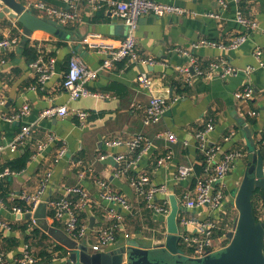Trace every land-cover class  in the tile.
I'll list each match as a JSON object with an SVG mask.
<instances>
[{
  "label": "crops",
  "instance_id": "0c3cea01",
  "mask_svg": "<svg viewBox=\"0 0 264 264\" xmlns=\"http://www.w3.org/2000/svg\"><path fill=\"white\" fill-rule=\"evenodd\" d=\"M20 1L39 17L50 20L54 19L44 10L35 8L34 4L43 3L55 9H70L65 0ZM155 1L176 5L189 15L141 17L135 32L136 51L142 57L156 59L158 63L148 66L122 61L115 63L111 69L101 70L97 80L91 82L88 89L103 97L70 101L63 84L72 54H79L90 69H99L105 61L104 55L80 44L82 38L96 33L119 44L128 35V25L113 17L105 6L94 11L87 0H81V20L74 26L64 28L69 34L65 40L40 31L33 34L30 38L32 42H43L45 50L56 59L55 74L44 87L37 85L32 63L23 52L24 42L12 51L0 53V147H5L0 150V168L19 158L21 151H27L24 149H28L30 153V160L23 171L0 179V218L10 228L0 227V250L5 253L9 262L13 263L21 257L28 246L39 259L37 264H67L68 252L65 258L57 257L58 254L51 260L40 256L41 246L33 243L38 242L39 238L26 241L28 236L33 235V230L38 228L35 221L27 216L29 213L17 214L12 208L13 203L18 202L21 209L22 206L26 209V203L13 199V196L23 192L35 193L48 173L51 177L41 195L42 203L62 199L69 195V189L78 186L86 189L91 196L93 203L85 212L84 219L88 228V247L96 243L97 233L106 228L113 229L116 238L115 243L107 250L125 245L129 240L146 247L163 243L167 236V216L149 209L146 199L137 195L131 181L138 174L146 173L150 177L149 187L166 186L168 197L175 194L179 201L182 200V195L195 187L197 177L206 173L197 175L195 171L197 166L202 165V158H205L199 150L195 135L209 122L214 124V130L209 135L212 145L219 144L222 151L241 149L246 153H243L245 156L236 163L225 180V199L218 210L212 213L208 207L198 210L183 207L179 220L183 217L204 220L212 215L219 218L221 223L227 216L229 224L226 233L233 227L237 211L233 209L232 203L248 155L246 128L250 129L257 149L264 132V67L261 66L264 65V32L249 31L247 42L237 50L224 51L208 46L191 49V46L203 39L229 44L234 37L243 34L245 30L237 22L238 12L257 21L264 29V0H243L240 3L224 0V5L220 0ZM102 11L106 13L105 17L98 16ZM17 33L26 38L23 27H19L16 19L0 17V40ZM177 48L191 49V56L202 69L212 62L224 59L239 69V72L227 79L218 76L195 77L191 83H186L178 69L189 66L190 60L176 52ZM257 50L262 51L260 59L256 57ZM250 68L252 71L249 75L246 71ZM144 73L153 79V91L169 99L165 111L169 114L164 113L158 123H145V111L154 94L144 89L138 80ZM174 80L185 83L186 89L180 88L184 89L182 93H177L176 88L171 89L170 84ZM248 84L254 89L253 97L247 101L238 100L235 94ZM173 98L178 99L173 101ZM62 105H67L71 112L87 111L90 116L84 123L72 114L66 118H41L44 110ZM25 106L29 107V113L21 120L10 122L2 117L4 114L15 115ZM251 112L256 115L251 116ZM26 125L32 127L30 140L17 151L6 147ZM169 133L175 135V142L168 139ZM138 135L146 137L150 146L149 149H140L135 157L134 152L129 151L127 143ZM50 136L54 137L53 141L49 139ZM115 141H121L122 145L111 146L110 143ZM40 143L47 145L43 152L38 151ZM61 149L66 150L63 157L59 156ZM168 151H172V159L164 166H158L157 160ZM119 155H127L132 163L126 172H123L125 162H118L114 158ZM105 156L107 158L103 159ZM220 158L221 154H218L217 160ZM181 166L193 168L195 174L179 180L178 169ZM208 167L212 168L211 165ZM97 181L106 182L113 192L122 194L131 205V210L104 201L100 197L102 189ZM166 198L162 194L154 197L159 205H163ZM47 211L48 221L54 225L49 209ZM92 216L96 220L90 229L89 221ZM30 222L29 229L22 231L21 227ZM58 224V228L64 229L62 224ZM186 230L201 231L193 226Z\"/></svg>",
  "mask_w": 264,
  "mask_h": 264
},
{
  "label": "built area",
  "instance_id": "2783aa9c",
  "mask_svg": "<svg viewBox=\"0 0 264 264\" xmlns=\"http://www.w3.org/2000/svg\"><path fill=\"white\" fill-rule=\"evenodd\" d=\"M94 11L99 10L102 7H107L111 15L128 25L130 31L125 39L119 43L108 41L100 34L91 33L79 42L85 45L89 50L105 56V61L99 69H90L79 54H72L69 59L68 71L65 75L64 89L68 93L70 101H77L85 97H103V95L93 93L88 89V85L91 82L97 80L99 72L103 69H111L115 63L128 61L129 63L143 64L148 66H154L158 62L152 57H142L136 51V38L135 32L138 27V21L141 17L146 15H152L157 17H163L168 15L185 16L189 13L171 4H164L155 0H87ZM236 3H240L243 0H234ZM70 6L69 10L55 9L47 6L43 3L34 4L35 8L44 10L47 15L57 21L64 28L76 25L80 20V6L81 0H65ZM224 5V0H220ZM237 22L242 25L245 32L237 35L232 39L229 44L217 43L210 40H200L191 46V49H198L203 46L215 47L224 51L237 50L242 47L248 40L249 31H262L259 23L255 20L247 18L241 12L237 14ZM30 39V38H26ZM21 43V37L7 36L0 40V53L5 54L13 49L17 48ZM38 50V59L31 64V67L36 73L37 85L44 87L48 80H50L55 74L56 59L44 48L43 42H32ZM190 50H184L177 48L176 52L183 54L189 58V66L178 69L180 74L185 79L186 83H191L195 77L212 78L218 76L221 79H227L229 77L238 74L239 69L228 64L224 59L220 61L212 62L202 69L195 58L191 56ZM262 51L257 50L256 57L261 58ZM262 67L264 65L261 64ZM252 68L246 71L250 75ZM138 80L142 87L152 93V98L145 111V123L153 124L158 123L168 107L169 99L165 95L156 94L153 91L154 81L146 73L141 74ZM254 95L253 87L248 84L241 91L235 94V97L240 101H247ZM175 98L173 101H176ZM29 113V107L25 106L21 112L15 115H3L2 117L10 122L21 120ZM76 116L80 122L84 123L90 116V113L84 110H77L71 112L67 105L51 106L41 113V118L60 117L66 118ZM251 116H255V112L250 113ZM214 130V124L212 122L196 132L195 138L198 142L200 152L206 157L207 166L205 174L197 177L195 187L190 192L182 195V200L179 201L181 208L189 210H198L202 207H208L210 212L218 210L222 202L225 199V180L230 172L235 168L236 163L245 155L241 151H222V147L218 145H212L209 139V135ZM32 135V127L24 126L21 133L17 138L6 147H9L12 151L19 150ZM51 141L54 140L53 136H50ZM168 139L172 142L176 141L174 134L169 133ZM111 146H121V141H115L110 143ZM150 143L143 135H138L127 143V147L131 153L137 149H149ZM47 145L40 143L38 145V151H45ZM5 147L1 146V149ZM66 153L65 149L59 151V156L63 157ZM221 154V158L217 160V155ZM173 157L172 151H168L166 155L160 157L157 162L158 166H164ZM107 158L106 156L103 159ZM118 162H125L124 171L126 172L131 162L128 160L127 155H119L114 157ZM211 165L212 168L208 167ZM17 172L12 171L10 168H6L0 173V179H3L10 175H15ZM194 169L187 166H181L178 169V179L184 180L194 175ZM51 174L48 173L42 180L38 191L35 193L23 192L18 195H14L13 199L21 200L26 203L27 208L22 210L20 207H13V211L17 214L29 213L33 214L36 208L43 202L41 195L48 183ZM97 184L102 189L100 197L109 203L120 205L121 207L131 210V205L127 199L120 193L113 192L106 182L97 181ZM132 187L135 189L138 196L143 197L147 201L149 209L154 210L158 214L167 216L169 214V200L168 189L166 186L162 187H149L150 177L146 173L138 174L131 181ZM68 196L59 200L47 201V207L51 213L52 220L62 224V227L71 238L78 242L87 243L86 238L88 234V228L84 219H80V214L85 213L88 208L92 206V198L88 191L82 186H78L68 190ZM157 194L166 195V201L163 205H159L154 197ZM179 200V199H178ZM1 202V201H0ZM2 203V202H1ZM181 213V212H180ZM113 217V215H110ZM180 226V241L185 244L187 249L192 251L183 253V255L190 257H203L209 253H213L222 249L227 245L225 242L226 235L222 237H216V230L221 229L220 220L212 215L204 220L189 219L183 217L179 220ZM198 227L200 232H189L186 229L188 227ZM0 227L10 229L7 222H4L0 218ZM116 241L115 233L113 229L106 228L100 230L96 236V243L92 244L89 249L92 253L106 252L111 245ZM38 260L33 254L30 247H26L23 255L17 258L13 263L9 262L5 253L0 250V264H37Z\"/></svg>",
  "mask_w": 264,
  "mask_h": 264
},
{
  "label": "water",
  "instance_id": "95a60500",
  "mask_svg": "<svg viewBox=\"0 0 264 264\" xmlns=\"http://www.w3.org/2000/svg\"><path fill=\"white\" fill-rule=\"evenodd\" d=\"M0 8V17L16 19L22 25L26 38L39 31L62 40L69 36L57 21L39 17L20 0H0ZM246 132L249 139L247 162L234 194L232 207L237 215L233 227L226 233L228 243L203 257L186 256L179 249L181 206L175 194L169 196L165 241L153 247L129 240L110 251L92 253L84 242L76 241L64 230L49 223L46 203L40 204L33 215L27 216L33 218L42 232L68 252L67 264H264V221L256 220L253 208L256 190H264V156L257 149L248 127ZM95 220L93 216L90 218V229Z\"/></svg>",
  "mask_w": 264,
  "mask_h": 264
},
{
  "label": "trees",
  "instance_id": "16d2710c",
  "mask_svg": "<svg viewBox=\"0 0 264 264\" xmlns=\"http://www.w3.org/2000/svg\"><path fill=\"white\" fill-rule=\"evenodd\" d=\"M240 7H241V5H240ZM98 16L99 17H105L106 13L104 11H102V12L99 13ZM19 27L22 28V25L20 23H19ZM15 36L21 37V43L24 42V43H22L23 52H24V55L30 61V63H33L34 61H36L38 59V50H37V48L35 46L32 45V40L31 39H26L23 36H20L18 33ZM184 85H185V83L182 84V83L176 82L174 80V81H171L170 87L173 90H175V88H176L175 91L177 93H182L184 89L181 90L180 88H185L186 89V87H184ZM23 149L24 148H22V150ZM258 149L262 153V155L264 156V132H263V138L258 143ZM24 150H27V151H25V152L21 151V156L19 158L8 162L6 164V166L0 168V171L5 170L6 168H10L12 171H15V172L23 171L27 167V164H28V162L30 160L29 150L28 149H24ZM139 151H140V149H137L136 151H134V156L135 157L138 155ZM232 151H241L244 154L246 153L245 150H241V149L232 150ZM246 158H247V156H246ZM206 166H207L206 157L205 158L203 157L202 158V165L197 166L195 168V171H196L197 175H200L203 172H205ZM0 188H1V183H0ZM15 206L19 207L20 205H19L18 202H15V203H13V207H15ZM253 208H254V215H255L256 220L257 221H264V190H261V189L256 190V192H255V194L253 196ZM22 209L24 210L25 206H22ZM85 218H86V213H84V212L81 213L80 214V219H85ZM226 219L228 220L227 216H225L224 220L222 219L223 221H221V223H220L221 229L216 230V233H215L216 237H222V236H224L226 234V230H227V227H228V224H229V222L226 221ZM30 224H31V222L28 223V225H25V226L21 227V230L22 231L28 230ZM54 225L56 227L59 226L58 222H55ZM32 234H33L32 236H28L26 238V241L29 242L30 240L33 241V239L36 240V239L39 238L38 242H33V243L35 245H37V246L38 245L41 246V248H42V251H41V254H40L41 257H46L47 260H51L52 257L55 254H58L57 257H60V258H65L66 257L67 251L62 246H60L57 243H55L48 235L43 233L40 229L35 228L33 230ZM117 239H118V234H117ZM225 242L228 243L227 240ZM179 249L183 253L187 252L186 250H188L189 252L192 251L191 249H187L186 245L182 244L181 241L179 242Z\"/></svg>",
  "mask_w": 264,
  "mask_h": 264
}]
</instances>
